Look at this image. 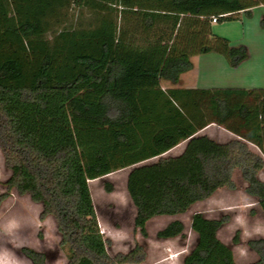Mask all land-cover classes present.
Returning a JSON list of instances; mask_svg holds the SVG:
<instances>
[{
	"label": "trees",
	"instance_id": "obj_1",
	"mask_svg": "<svg viewBox=\"0 0 264 264\" xmlns=\"http://www.w3.org/2000/svg\"><path fill=\"white\" fill-rule=\"evenodd\" d=\"M259 5L264 0H0V149L11 171L0 207L13 189L40 203V217L55 218L67 264L141 261L140 246L108 253L89 185L127 167L144 236L151 218L233 188L235 169L264 211V88L161 85L177 84L195 55L215 51L232 66L247 59L246 45L213 33L212 18L251 16ZM73 6L88 9L90 20L68 24ZM213 123L238 137L200 134ZM183 141L181 153L166 155ZM225 222L193 214L198 240L183 264H236L217 234ZM184 229L176 219L157 237ZM249 245L258 254L251 264H264V237ZM22 251L45 264L43 252Z\"/></svg>",
	"mask_w": 264,
	"mask_h": 264
},
{
	"label": "rangeland",
	"instance_id": "obj_2",
	"mask_svg": "<svg viewBox=\"0 0 264 264\" xmlns=\"http://www.w3.org/2000/svg\"><path fill=\"white\" fill-rule=\"evenodd\" d=\"M68 15V24L73 25H77L82 19L88 22L92 17L88 9L78 6L69 9ZM263 20L264 7H258L251 16L243 12L235 19L212 23L214 34L229 39L232 45H246L249 57L239 65L232 66L218 52L201 54L198 59V86L264 88ZM62 26L63 24L58 28ZM218 58L228 62L229 69ZM201 133L221 142L232 138L224 127L215 123ZM184 145L185 143L178 149ZM251 147L259 152L257 147ZM178 149L166 155L176 154ZM154 160L156 158L149 162ZM130 170L131 167L120 169L89 182L98 222L111 256L129 253L136 246H140L143 253L141 261L125 264H183L184 257L198 240V235L191 228L192 216L203 212L210 218L226 219L217 234L232 248L236 264H251L258 259V254L250 247L249 241L260 238L264 216L260 213L259 205L250 207L247 202L256 197L245 191L247 182L239 169L232 174L233 188H219L209 198L192 205L185 213L151 218L146 226V236L135 226L136 208L127 190ZM10 174L0 149V193L6 190V181ZM261 175L264 181V168ZM106 184H109V190ZM41 212L42 205L34 202L28 194L21 195L15 189L11 190L0 207V264H35L22 251L25 246L43 252L45 264H67V251L61 245V235L55 218L49 215L42 219ZM176 219L184 223V234L170 239L158 238L157 232ZM236 236L239 238L238 243L234 242Z\"/></svg>",
	"mask_w": 264,
	"mask_h": 264
},
{
	"label": "crops",
	"instance_id": "obj_3",
	"mask_svg": "<svg viewBox=\"0 0 264 264\" xmlns=\"http://www.w3.org/2000/svg\"><path fill=\"white\" fill-rule=\"evenodd\" d=\"M258 7H264V5H259V6H256V7H254V8H252L251 9V13H253L254 12V9H256V8H258ZM244 11H241L240 13H238V15H240L241 13H243ZM212 23H213V21H212ZM210 53H212V52H208V54H210ZM200 56H201V54H199V55H195V56H193L192 57V60H193V63H194V66H193V68L191 69V70H189V71H187V72H184L182 75H181V78H180V81L177 83V84H173V83H171L170 81H167V80H162L161 81V85H162V88L163 89H171V88H222V87H200V86H198V84H199V82H200V66H199V62H198V59L200 58ZM218 60H220V61H224V63H225V68L226 69H229V64H228V62H226L225 60H221V58L219 59L218 58ZM214 124V123H213ZM210 125H212V124H210ZM209 126V125H208ZM207 126V127H208ZM207 127H205L203 130H201L200 132H202V131H204ZM227 130V129H226ZM229 133H230V135L232 136V138H237L238 136L237 135H235L234 133H232V132H230L229 130H227ZM231 138V139H232ZM183 143H185V145H186V141H183V142H181L180 144H178L177 146H175L174 148H172L171 150H169L167 153H171L172 151H174L175 149H178V147H180L181 145H183ZM185 145L184 146H182V148L181 149H178V152L176 153V154H171V155H177V154H179V153H181L182 151H183V149H184V147H185ZM251 145H253V144H251ZM253 146H255V145H253ZM256 147V146H255ZM259 150V149H258ZM259 152H260V150H259ZM166 153V154H167ZM236 170V169H235ZM263 170V169H262ZM262 170H260L259 172H258V177L260 178V179H262V175H261V171ZM105 177V176H104ZM263 180V179H262ZM91 181V180H90ZM89 181V182H90ZM252 196V195H251ZM254 197V196H253ZM254 200H252V201H247L248 203H250V207H254V206H257V205H259V203H258V200H257V198L255 199V198H253ZM259 207H260V205H259ZM260 209H261V215H263L264 216V211L262 210V208L260 207ZM252 212H254V211H252ZM263 229V232L260 234L261 236L260 237H264V227L262 228Z\"/></svg>",
	"mask_w": 264,
	"mask_h": 264
},
{
	"label": "built area",
	"instance_id": "obj_4",
	"mask_svg": "<svg viewBox=\"0 0 264 264\" xmlns=\"http://www.w3.org/2000/svg\"><path fill=\"white\" fill-rule=\"evenodd\" d=\"M212 21H213V22H217V21H218V20H217V17L214 16V17L212 18Z\"/></svg>",
	"mask_w": 264,
	"mask_h": 264
}]
</instances>
